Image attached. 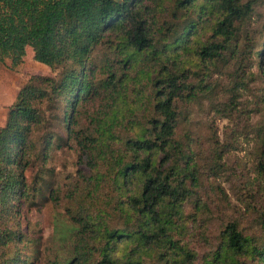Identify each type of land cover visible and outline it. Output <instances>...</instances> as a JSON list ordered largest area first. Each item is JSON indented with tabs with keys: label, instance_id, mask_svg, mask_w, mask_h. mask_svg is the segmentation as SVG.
<instances>
[{
	"label": "trees",
	"instance_id": "trees-1",
	"mask_svg": "<svg viewBox=\"0 0 264 264\" xmlns=\"http://www.w3.org/2000/svg\"><path fill=\"white\" fill-rule=\"evenodd\" d=\"M263 6L0 0V67H18L29 48L35 62L59 71L31 76L0 127V264H33L22 252L39 191L26 173L36 162L42 172L54 144L75 150L82 164L65 210L69 256L56 264H264ZM252 80L263 86L256 96L262 120L253 128L261 177L235 203L217 185L211 198L201 182L198 138L183 143L176 131L195 101H214L217 93L229 96L216 103L229 118ZM44 106L56 111L50 114L60 133L48 129ZM245 115L249 120L247 109ZM40 129L46 131L35 139ZM214 218L217 243L204 236ZM197 238L205 252L194 247Z\"/></svg>",
	"mask_w": 264,
	"mask_h": 264
},
{
	"label": "rangeland",
	"instance_id": "rangeland-1",
	"mask_svg": "<svg viewBox=\"0 0 264 264\" xmlns=\"http://www.w3.org/2000/svg\"><path fill=\"white\" fill-rule=\"evenodd\" d=\"M259 10L264 20V6ZM203 35L207 37V30H204ZM32 57V51L28 48L23 62L18 67L12 68L9 61L0 67V127L5 124L8 107L31 76H58L59 71H51L35 62ZM253 72L256 73L255 67ZM211 78L221 81L214 73ZM226 90L223 89L224 94ZM262 93L263 86L259 81L249 82L247 89L240 93L236 110L229 118L227 110L222 112L216 105L227 100L228 94L222 96V93H217L214 101L199 99L188 110L189 121L181 122L176 131L178 140L183 143L187 142L189 137L198 138V145L194 148L202 171L201 182L211 198L217 196L218 189L214 188L217 185L222 187L231 202L235 203L241 192L249 196L248 193L252 191L249 184L255 183L261 177L257 170L256 156L262 153V146L253 128L262 120L258 112L259 101L256 99V96H261ZM248 104L251 105L248 107ZM244 109L248 111L249 120H246V115L239 116ZM43 110L45 118L49 119L48 129L60 133L62 127L58 126L54 116L51 118L56 111L50 112L46 106ZM180 110L182 111V108ZM45 131L38 130L35 139ZM49 155L50 158L44 163L42 172L39 168L40 162H36L26 173L29 185H35L39 191L34 202L36 205L31 207L27 214L30 231L22 252L33 264H56L55 261L60 262L69 256L72 227L65 210L71 207V192L78 183L77 170L82 164L77 163V152L67 146L57 147L54 144ZM214 163H219V169L211 172L210 167H218ZM36 175L39 176L37 184L33 182ZM45 184L50 186L52 194H49ZM255 201L260 200L256 197ZM244 227L245 230L250 229L247 225ZM219 228L220 220L214 218L205 229L204 236L208 237L211 243H217ZM196 243L194 247L200 253L206 251L207 246H204L199 238Z\"/></svg>",
	"mask_w": 264,
	"mask_h": 264
}]
</instances>
